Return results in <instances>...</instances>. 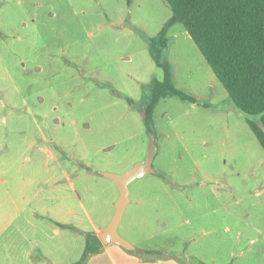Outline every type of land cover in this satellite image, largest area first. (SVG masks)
I'll return each mask as SVG.
<instances>
[{
    "label": "rangeland",
    "instance_id": "1",
    "mask_svg": "<svg viewBox=\"0 0 264 264\" xmlns=\"http://www.w3.org/2000/svg\"><path fill=\"white\" fill-rule=\"evenodd\" d=\"M171 17L166 0H0V264H73L115 214L103 173L147 160L144 109L164 79L147 40ZM168 40L174 84L198 103L155 108V173L130 183L119 234L264 264V149L185 28Z\"/></svg>",
    "mask_w": 264,
    "mask_h": 264
},
{
    "label": "trees",
    "instance_id": "2",
    "mask_svg": "<svg viewBox=\"0 0 264 264\" xmlns=\"http://www.w3.org/2000/svg\"><path fill=\"white\" fill-rule=\"evenodd\" d=\"M166 2L172 17L157 37L147 40L154 62L164 71V79L153 82L150 101L144 109L149 132H152L154 110L162 99L178 97L184 102L198 103L195 97L177 89L172 66L165 59L169 47L168 31L180 24L227 91L234 107L246 117L248 126L264 149V0ZM102 247L99 236L86 234L85 251L73 264H86ZM144 254L159 256L164 253L145 251ZM191 262L205 264L198 259Z\"/></svg>",
    "mask_w": 264,
    "mask_h": 264
},
{
    "label": "crops",
    "instance_id": "3",
    "mask_svg": "<svg viewBox=\"0 0 264 264\" xmlns=\"http://www.w3.org/2000/svg\"><path fill=\"white\" fill-rule=\"evenodd\" d=\"M113 216L114 215H112V217H108L105 221L98 225H94V231L92 233L100 237V233L105 230ZM143 224L145 225L146 223L143 222ZM123 228L132 229V225L123 226ZM128 240L137 250L141 251V253L128 251L123 247L112 243L108 245L103 244L101 251L92 255L86 264H194L191 262L193 258L189 254L184 255V258L180 259L178 257L179 254H167L162 251L163 249L142 246L139 240L127 238V241ZM226 244V240H223L222 238H212L208 241V243H206V245L211 246L210 250H218ZM238 244L239 242H237V240L232 242L233 246ZM145 251H161L164 254L159 256L145 255ZM233 255H235L234 252H231V256ZM193 256L205 264H218V261H220L219 259L221 258L220 256H212L211 259L202 255Z\"/></svg>",
    "mask_w": 264,
    "mask_h": 264
},
{
    "label": "water",
    "instance_id": "4",
    "mask_svg": "<svg viewBox=\"0 0 264 264\" xmlns=\"http://www.w3.org/2000/svg\"><path fill=\"white\" fill-rule=\"evenodd\" d=\"M156 152L157 150L154 142V137L151 132L149 152L145 163H137L133 168L127 170L123 174H114L110 172L103 173L104 176L113 180L116 188L119 191V198L115 205V214L105 230L100 233V238L103 244L108 245L112 243L119 245L128 251L141 253V251L137 250L129 241L124 239L119 234L118 228L124 217L126 207L130 203L129 185L131 182L138 178H143L149 174L155 173L153 162L156 156Z\"/></svg>",
    "mask_w": 264,
    "mask_h": 264
}]
</instances>
